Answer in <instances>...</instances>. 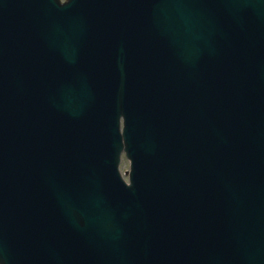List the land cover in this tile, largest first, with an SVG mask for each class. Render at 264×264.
<instances>
[{"label": "water", "instance_id": "obj_1", "mask_svg": "<svg viewBox=\"0 0 264 264\" xmlns=\"http://www.w3.org/2000/svg\"><path fill=\"white\" fill-rule=\"evenodd\" d=\"M53 1L58 5L56 0H48L46 7L55 8ZM19 7H23L18 10L22 16L25 7ZM82 8L83 20L109 31L99 38L108 44L97 48L93 43L95 52L105 58L117 50L132 51L140 57L166 56L169 68L186 74L183 82L196 78L216 96L205 109L211 133L203 141L201 176L197 169L195 175H189L187 184L178 183L175 177L162 182L158 216L149 220L158 227L154 232L163 233L162 238L177 252L174 258L169 256V261L230 264V258H240L239 264H264V133H260L264 130V0H83ZM157 29L162 32L156 39L158 44L154 43L153 32ZM158 46H167V51H158ZM174 61L177 63L171 64ZM103 80L99 79L93 94L84 95L91 100L88 108L95 106L93 100L100 101L97 106L101 109L116 108L115 104L145 85L143 80L123 95L122 89L113 94V85H104L107 95L97 98L95 93ZM182 89L165 81L154 88L166 107L178 98L183 103L198 102L197 87L187 88L193 92L185 88L184 98L180 96ZM71 95L62 102L73 110L79 93ZM217 107L223 121L221 131L213 121ZM192 109L198 113L197 106ZM127 123L133 135L140 124ZM196 195L198 200L194 199ZM195 216L209 230L181 237L188 244L200 245L190 254L181 245L177 222L182 225Z\"/></svg>", "mask_w": 264, "mask_h": 264}]
</instances>
